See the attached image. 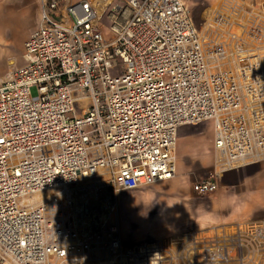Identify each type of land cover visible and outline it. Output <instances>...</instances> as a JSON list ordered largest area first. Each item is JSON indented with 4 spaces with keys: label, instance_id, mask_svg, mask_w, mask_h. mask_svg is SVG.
<instances>
[{
    "label": "built area",
    "instance_id": "2783aa9c",
    "mask_svg": "<svg viewBox=\"0 0 264 264\" xmlns=\"http://www.w3.org/2000/svg\"><path fill=\"white\" fill-rule=\"evenodd\" d=\"M104 12L107 43L92 3L41 0L23 64L0 80V264H260L264 225L237 227L240 246L216 228L126 243L115 199L175 177L184 125L213 126L217 170L196 195L264 159V14L221 0L198 29L182 0ZM90 180L95 200L72 188Z\"/></svg>",
    "mask_w": 264,
    "mask_h": 264
},
{
    "label": "rangeland",
    "instance_id": "374dc122",
    "mask_svg": "<svg viewBox=\"0 0 264 264\" xmlns=\"http://www.w3.org/2000/svg\"><path fill=\"white\" fill-rule=\"evenodd\" d=\"M125 1L113 0L112 2L124 4ZM187 4L194 24L198 29H202L211 0H187ZM38 5L37 0H0V80H4L12 70L23 64V43L36 28L33 26L35 8ZM103 12L104 10L99 8L98 29L102 34L103 42L107 43L113 40L114 35L109 29V23ZM184 128L189 130V136L180 134L173 152L178 175L176 178L159 182L153 187L152 185L144 186L139 190L117 194L116 209L120 235L124 242L133 243L147 238H163L198 229L189 225L192 207L185 209L180 207L189 204L193 207L205 205L209 195L194 194L192 184L216 172V154L212 149V129L208 122L202 126H184ZM262 161L264 159L254 164L257 165ZM225 173L218 176L217 186ZM99 185L102 184L90 180L78 182L72 188L94 192L95 187L98 189ZM151 187L148 197L146 192ZM47 195V192L36 194L22 199L20 203L21 205L33 204ZM152 208H155V211L150 210ZM156 208H160L161 211H156Z\"/></svg>",
    "mask_w": 264,
    "mask_h": 264
},
{
    "label": "crops",
    "instance_id": "0c3cea01",
    "mask_svg": "<svg viewBox=\"0 0 264 264\" xmlns=\"http://www.w3.org/2000/svg\"><path fill=\"white\" fill-rule=\"evenodd\" d=\"M37 1L39 2V5L35 8L33 27L37 26L40 14L41 0ZM112 1L113 0H91L89 2H92V4L98 11L99 8L105 10L109 5L116 4ZM182 1L184 2L190 15L187 0ZM220 2L221 0H211V4L205 14V21L203 25L212 17L215 9L218 7ZM247 3L249 6L255 7L262 14H264V0H247ZM206 122H208V125L211 126L212 129L213 149V126L210 121H204L198 124L184 126H202V124ZM184 126H181L177 129L175 140L176 144L178 142L177 138L180 134H186L187 136H189V130L184 128ZM177 176L178 175L176 171V175L174 178H176ZM152 187L146 192L148 197L149 191L152 190ZM77 190L81 191V193H87L88 197L91 200H95L99 197L98 195L102 191V186L99 185L98 189L95 187L94 192H90L89 190L86 191V189ZM148 205L150 206V202H148ZM187 207H192V218L191 222H189L191 224L189 225H193L195 228L204 230H209L211 228H216L218 230L220 229L224 232L225 235L230 236L231 243H235L236 245L240 246L244 243V236L239 233L233 235L234 230L237 227L247 225H264V161L257 165L254 164L243 166L225 173L221 178L219 186H217L216 192L207 197V200L203 207H198L196 205L193 207L192 204H189L188 206L183 205L180 208L185 209ZM150 210L155 211V208H152ZM156 211L160 212L161 210L160 208H156ZM152 221L154 222L155 220ZM247 249L248 248L245 249L244 247L243 249L239 248L238 251L240 256L243 257ZM255 253V256L260 255L257 254L258 252ZM260 264H264V255H260Z\"/></svg>",
    "mask_w": 264,
    "mask_h": 264
},
{
    "label": "bare ground",
    "instance_id": "6f19581e",
    "mask_svg": "<svg viewBox=\"0 0 264 264\" xmlns=\"http://www.w3.org/2000/svg\"><path fill=\"white\" fill-rule=\"evenodd\" d=\"M175 140H176V137H175ZM175 145H176V142H175V144H174V149H175Z\"/></svg>",
    "mask_w": 264,
    "mask_h": 264
}]
</instances>
